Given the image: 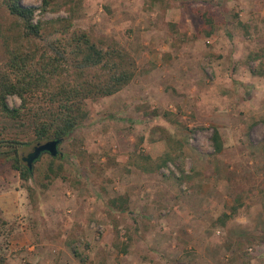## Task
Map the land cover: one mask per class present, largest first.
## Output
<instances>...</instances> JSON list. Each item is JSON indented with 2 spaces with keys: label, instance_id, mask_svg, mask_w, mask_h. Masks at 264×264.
<instances>
[{
  "label": "rangeland",
  "instance_id": "1",
  "mask_svg": "<svg viewBox=\"0 0 264 264\" xmlns=\"http://www.w3.org/2000/svg\"><path fill=\"white\" fill-rule=\"evenodd\" d=\"M55 2L35 12L44 36L70 16L73 27L119 42L137 70L116 94L86 101L47 189L0 165L4 264H264V77L252 73L264 53V0ZM18 33L0 0V65L4 38ZM0 135L31 141L21 158L38 143L1 115ZM166 153L179 161L158 172L132 164Z\"/></svg>",
  "mask_w": 264,
  "mask_h": 264
},
{
  "label": "trees",
  "instance_id": "2",
  "mask_svg": "<svg viewBox=\"0 0 264 264\" xmlns=\"http://www.w3.org/2000/svg\"><path fill=\"white\" fill-rule=\"evenodd\" d=\"M38 7L21 0H3L8 13L20 24L15 42L4 38L6 59L0 65V115L13 126L30 129L32 143L55 139H70L87 118L86 101L112 96L130 84L137 66L134 56L119 42L107 37H92L87 31L73 27L72 18H56L44 36L35 12L45 13L56 0H40ZM166 5L171 0H149ZM208 13L203 18L208 24ZM211 31L207 33L209 36ZM13 43V44H12ZM264 50V49H263ZM258 61L253 74L264 77V53L255 55ZM16 96L20 105L12 107L7 98ZM264 140V137H263ZM211 141L215 153L222 151V140L213 129ZM31 143L0 135V165L8 164L20 180L47 189L64 170L60 158L43 154L28 170L19 155L21 145ZM180 156L166 153L155 159L143 156L133 162L145 172H158L169 161ZM117 203H111L116 207ZM237 211L236 206L232 207ZM119 211H123L119 208ZM231 216L222 214L217 221L224 225ZM5 222L0 217V228ZM0 256V264H4Z\"/></svg>",
  "mask_w": 264,
  "mask_h": 264
},
{
  "label": "water",
  "instance_id": "3",
  "mask_svg": "<svg viewBox=\"0 0 264 264\" xmlns=\"http://www.w3.org/2000/svg\"><path fill=\"white\" fill-rule=\"evenodd\" d=\"M63 139L49 140L45 142H38L33 147V150L28 153L25 157H22V161L26 164L28 170L32 169L33 163L40 159L43 154H49L52 157L58 156L60 154L58 147Z\"/></svg>",
  "mask_w": 264,
  "mask_h": 264
}]
</instances>
